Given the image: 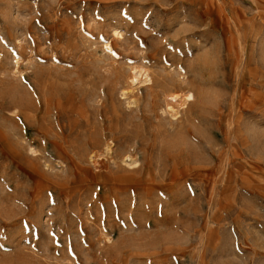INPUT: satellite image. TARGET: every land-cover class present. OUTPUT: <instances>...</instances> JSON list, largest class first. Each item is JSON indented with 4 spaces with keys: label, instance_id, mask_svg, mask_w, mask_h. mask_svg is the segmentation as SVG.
Returning a JSON list of instances; mask_svg holds the SVG:
<instances>
[{
    "label": "rangeland",
    "instance_id": "obj_1",
    "mask_svg": "<svg viewBox=\"0 0 264 264\" xmlns=\"http://www.w3.org/2000/svg\"><path fill=\"white\" fill-rule=\"evenodd\" d=\"M0 264H264V0H0Z\"/></svg>",
    "mask_w": 264,
    "mask_h": 264
},
{
    "label": "bare ground",
    "instance_id": "obj_2",
    "mask_svg": "<svg viewBox=\"0 0 264 264\" xmlns=\"http://www.w3.org/2000/svg\"><path fill=\"white\" fill-rule=\"evenodd\" d=\"M108 47H109V49H110V50H112V49H111L112 47H111V45H110V44L108 45ZM107 148L109 149V147H108V146H107ZM134 159H135V158H133V160H134ZM135 160H136V159H135ZM131 161H132V158H131ZM132 162H134V161H132ZM134 163H135V162H134ZM134 163H133V164H134Z\"/></svg>",
    "mask_w": 264,
    "mask_h": 264
}]
</instances>
